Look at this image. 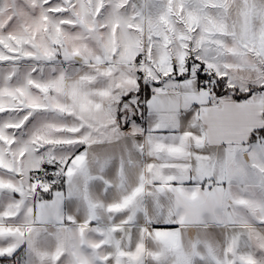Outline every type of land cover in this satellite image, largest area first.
Returning a JSON list of instances; mask_svg holds the SVG:
<instances>
[{
    "label": "snow or ice",
    "instance_id": "6c2138e0",
    "mask_svg": "<svg viewBox=\"0 0 264 264\" xmlns=\"http://www.w3.org/2000/svg\"><path fill=\"white\" fill-rule=\"evenodd\" d=\"M0 264H264V0H0Z\"/></svg>",
    "mask_w": 264,
    "mask_h": 264
}]
</instances>
